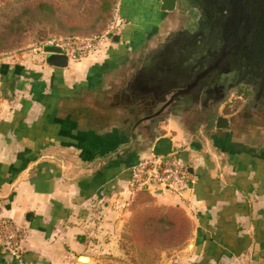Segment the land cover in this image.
<instances>
[{"label": "crops", "instance_id": "crops-1", "mask_svg": "<svg viewBox=\"0 0 264 264\" xmlns=\"http://www.w3.org/2000/svg\"><path fill=\"white\" fill-rule=\"evenodd\" d=\"M121 1L125 27L110 48L69 60L66 68L47 66L38 56L17 66L1 61L0 219L22 228L24 264L95 262L99 246L91 240V206L96 199L124 197L128 167L150 154L105 166L111 157L121 158L129 137L114 150L95 134V118L88 116L101 87L161 14L157 0ZM229 103L233 112L222 116L242 107ZM258 129L264 136L257 124L216 132L215 157L182 139L172 123L157 131V138L172 139L173 152L196 177L182 198L158 199L182 207L192 224L187 245L160 264H264V148L241 147ZM100 161L103 175L81 176ZM0 264L17 263L0 251Z\"/></svg>", "mask_w": 264, "mask_h": 264}, {"label": "water", "instance_id": "water-1", "mask_svg": "<svg viewBox=\"0 0 264 264\" xmlns=\"http://www.w3.org/2000/svg\"><path fill=\"white\" fill-rule=\"evenodd\" d=\"M157 2L161 14L155 26L124 55L88 112L95 118V134L116 151L129 137L136 147L127 153L161 157L174 147L170 137L157 138V131L172 123L182 139L215 157L211 149L216 132L232 134L251 124L264 129V0ZM43 53L47 66H68L59 48L45 46ZM239 88L249 91L247 103L222 116L223 106ZM209 113L208 130L201 132L196 119ZM102 163L81 176L103 175Z\"/></svg>", "mask_w": 264, "mask_h": 264}, {"label": "rangeland", "instance_id": "rangeland-1", "mask_svg": "<svg viewBox=\"0 0 264 264\" xmlns=\"http://www.w3.org/2000/svg\"><path fill=\"white\" fill-rule=\"evenodd\" d=\"M121 2L120 0H0V61L17 66L16 63L19 61L34 59L37 56L43 60L44 55L38 51L34 52L43 43L59 38L85 39L100 35L113 21L114 11ZM191 16L193 19L192 13ZM190 28H193V23ZM107 46L110 48L112 41H109ZM228 105L224 114L233 112ZM131 192L127 188L124 197H118V200L96 199L91 206L89 224H92L91 229L94 232L91 240L99 248L93 254L95 262L91 260L90 264H160L182 250L189 242L192 224L185 210L178 205L163 204L158 201L159 198L171 199L172 194ZM175 207L185 213L191 225V232L183 244L174 246L169 236L158 237L153 233L150 234L145 246L131 238V225L135 217L139 218V214H148L153 210L166 212ZM157 228L159 231L169 230L166 226H157Z\"/></svg>", "mask_w": 264, "mask_h": 264}, {"label": "built area", "instance_id": "built-area-1", "mask_svg": "<svg viewBox=\"0 0 264 264\" xmlns=\"http://www.w3.org/2000/svg\"><path fill=\"white\" fill-rule=\"evenodd\" d=\"M121 1V0H120ZM125 27V21L120 16V3L114 11L113 21L100 35L85 39H53L43 43L34 52L43 53L45 46L59 48L69 60H74L90 53L106 48L114 36L121 35ZM243 95L237 94L232 100H242ZM231 107V103H229ZM127 188L132 192L169 191L173 196L182 198L184 193L191 190L196 182V177L189 171L187 165L176 152L167 156L155 157L152 154L139 156L128 167ZM129 192V190H128ZM23 230L10 220L0 219V251L12 257L17 264H24Z\"/></svg>", "mask_w": 264, "mask_h": 264}, {"label": "trees", "instance_id": "trees-1", "mask_svg": "<svg viewBox=\"0 0 264 264\" xmlns=\"http://www.w3.org/2000/svg\"><path fill=\"white\" fill-rule=\"evenodd\" d=\"M110 17L111 12L109 11ZM191 26L192 21L189 22V27ZM157 226H166L169 230L159 231ZM131 227V238L142 244V246H145L148 242L151 233L158 237L169 236L171 244L179 246L187 240L191 232L189 220L178 207L171 208L166 212L153 210L148 214H139V218L138 216L135 217Z\"/></svg>", "mask_w": 264, "mask_h": 264}, {"label": "flooded vegetation", "instance_id": "flooded-vegetation-1", "mask_svg": "<svg viewBox=\"0 0 264 264\" xmlns=\"http://www.w3.org/2000/svg\"><path fill=\"white\" fill-rule=\"evenodd\" d=\"M238 93H241L243 95V99L241 101H236L239 103L240 106H244L247 101H248V98H249V91L246 89V88H239L235 94H238ZM226 104L224 106V109L222 111V115H226L228 113H223L226 109ZM212 118V114L209 113V114H205V115H199L198 118L196 119V124L198 125V128L201 129V132H206L208 130V127H209V120ZM195 125L192 126V130H194L195 128ZM260 131L261 130H256V131H253L252 132V137L251 140L248 141V144L246 145H241V147L244 149V150H249L250 152H253V151H256L260 148H264V136L260 134ZM219 136H217L218 138ZM126 146L129 150L132 151V149L136 147V143L133 141L132 138H129L127 140V143H126ZM128 149L125 151V153L121 156V158H118L117 156H113L111 157L106 163H105V166H110V164L114 165L116 164L117 162V159H121V160H124V161H129V160H135L137 158V155L133 152H130V153H127ZM113 159V160H112Z\"/></svg>", "mask_w": 264, "mask_h": 264}, {"label": "bare ground", "instance_id": "bare-ground-1", "mask_svg": "<svg viewBox=\"0 0 264 264\" xmlns=\"http://www.w3.org/2000/svg\"><path fill=\"white\" fill-rule=\"evenodd\" d=\"M83 263H88V259L86 258V260H80Z\"/></svg>", "mask_w": 264, "mask_h": 264}]
</instances>
